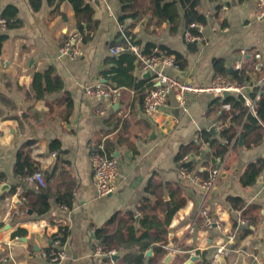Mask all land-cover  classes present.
Wrapping results in <instances>:
<instances>
[{"label": "crops", "instance_id": "obj_1", "mask_svg": "<svg viewBox=\"0 0 264 264\" xmlns=\"http://www.w3.org/2000/svg\"><path fill=\"white\" fill-rule=\"evenodd\" d=\"M173 1H96L93 19L82 32L68 1L57 6L43 0L40 10L34 11L29 0H0V15L13 5L22 21L19 28L7 31L0 55V179L9 186L0 195V264H132L142 251L130 240L129 229H141L140 206L146 199L160 201L156 214L161 220L173 202L182 207L164 235L166 242L148 248L141 264H185L193 256L199 258L192 264L211 262L215 250L236 230L240 211L250 223L237 233L232 255L220 264H264V169L253 185L241 184L248 166L264 160V130L232 148L220 165L218 181L206 193L182 177L177 156L183 146L199 141L202 130L210 131L222 120L216 100H223L209 92L190 94L184 112L170 96L163 110L150 115L143 99L153 86L151 74L131 52L116 56L110 51L122 43V31L127 30L143 47L164 46L186 56L185 69L168 67L166 72L193 86L207 88L222 76L215 71L217 59L225 62L223 77L238 80L234 71L246 69L249 79L244 81H255L264 77V19L256 18L257 0H199L198 10L207 22L201 25L203 41L195 42L197 51L190 52L184 38V7L177 2L175 11L165 14V5ZM125 15L128 18L122 21ZM76 32L83 34L82 55L71 59L61 54V48ZM49 71L62 87L54 80L48 84L44 77L39 91L33 86L34 76ZM98 83L118 90L117 102L89 98L85 88ZM100 107L103 114L96 112ZM55 140L61 143L59 153L50 150ZM102 142L119 164L116 190L106 197L98 194L91 163L94 147ZM27 147L39 164L37 172L47 180L43 189L30 175L23 178L15 172L18 152ZM202 147V154L186 155L198 163L193 174L205 179L204 168L213 164L205 165L210 147ZM68 190L74 192L71 206L57 200ZM230 197L243 199L244 207L235 208ZM42 199L50 203L45 213L37 211ZM26 204H34L36 210ZM203 207L219 221L217 226H203ZM114 216L106 235L113 253L110 258L96 256L102 244L96 229ZM19 229L26 234L16 235ZM59 231L68 233L69 258L52 263L44 254L56 247Z\"/></svg>", "mask_w": 264, "mask_h": 264}, {"label": "trees", "instance_id": "obj_2", "mask_svg": "<svg viewBox=\"0 0 264 264\" xmlns=\"http://www.w3.org/2000/svg\"><path fill=\"white\" fill-rule=\"evenodd\" d=\"M43 0H29L30 5L34 11H39L42 7ZM63 1H68L72 4L76 20L78 24V28L80 31H84L86 26L92 21L95 10L93 8L92 2L89 0H49L50 4L57 3V6ZM179 2L185 9V19H186V30H190L192 34L198 35L202 33L199 28H191L190 25L193 23H198L200 25L206 24V17L201 14L198 10L199 0H175L171 3L165 5V14H169V11L174 12L175 4ZM131 17V16H130ZM128 18L125 15L122 18V21ZM0 19L6 20V29H0V55L2 54V49L4 42L8 38L7 31L19 28L22 25V21L18 18V8L13 5L6 7L2 15H0ZM128 34H131L127 30L125 31ZM132 35V34H131ZM187 42V41H186ZM190 52L197 51V45L195 42H187ZM145 53L147 55L154 56H173L177 66L180 69H185L187 66V58L183 54L172 51L171 49L161 46L157 47L153 44H147L144 46ZM133 54V53H132ZM135 60H137L136 56ZM214 67L217 74L222 76H227V69L225 67L224 60L217 59L214 61ZM246 69H241L234 71L233 78L244 81L249 79V73ZM51 71L46 74L36 73L34 76L33 86L37 88L39 91L41 90V82L45 77L47 79L48 84L54 80L56 84H58L59 88L62 87V82L58 77L51 76ZM151 84V88H152ZM216 102L220 105L221 118L222 119H230V127L219 132L218 135L214 136L211 131L202 130L200 132L199 141L193 142L189 145L183 146L178 153L177 163L179 168L183 167L190 172H194L198 163L194 161L182 163L181 160L187 153L193 152L196 155H200L204 152L202 147L203 144H208L210 147V152L207 153L204 157L205 165L213 164L217 166L219 160H223L228 153L239 143L240 136L244 139L256 131L264 130V91L262 93L261 99L257 103L256 115L248 113L247 107L245 105V100L236 94L231 95L225 99H223L222 103L217 99ZM215 102V103H216ZM222 104H230L231 109L226 111L222 108ZM262 136V135H261ZM224 139L226 142H223ZM255 139V138H254ZM247 142V146L254 144L258 141ZM234 141V144H232ZM29 146V145H28ZM61 149V143L58 140H55L50 145V150L59 153ZM108 153L111 155L112 149L107 146ZM113 155V153H112ZM207 168V167H206ZM264 169V160H258L256 162L251 163L244 174L241 177V184L245 187L253 185L260 174ZM39 171V164L35 162L31 155V149L29 147L23 148L18 152L17 161L15 165V172L17 175L26 178L28 175H33L35 172ZM205 175V179L208 177V173L206 170L202 172ZM46 179V178H45ZM47 182V180H46ZM74 199V192L72 190H68L67 192H60L58 194L57 200L59 203L71 206ZM230 201L234 204V207L237 209H242L245 205V201L239 197H230ZM159 200L146 199L142 202L140 206V211L144 213L141 229L137 232L134 227L129 229V238L132 242H138V246L142 251L141 255L137 257H133L131 259L132 264H141L144 259V252L153 246L155 243L166 242V234L168 233V227L171 224V221L176 214V212L182 207L181 203H174L173 207L165 213L163 220L159 219L156 214L157 207L160 205ZM41 207L37 210L40 213H45L50 208V203L46 200L41 201ZM29 209L36 210L34 204H26ZM164 206V204H163ZM116 217L114 216L112 219L106 223L101 228L96 229V236L98 239L102 241V244L105 245L106 250L113 253V246L111 244L110 238H107L108 230L110 225L115 221ZM155 231L157 233L156 236H152L151 232ZM249 230H245L242 237L247 235ZM26 234L24 229H19L16 235L23 236ZM165 235V236H164ZM145 240L146 242H141ZM65 243V241H63ZM159 252L166 253V250L154 246ZM51 249V248H50ZM48 249V250H50ZM110 258V257H109ZM205 264H211L210 261L206 260Z\"/></svg>", "mask_w": 264, "mask_h": 264}, {"label": "built area", "instance_id": "obj_3", "mask_svg": "<svg viewBox=\"0 0 264 264\" xmlns=\"http://www.w3.org/2000/svg\"><path fill=\"white\" fill-rule=\"evenodd\" d=\"M90 2H106V0H89ZM256 18L258 20L264 19V0H257V11ZM191 28H199L202 32V27L198 23H193L190 25ZM0 29H6V20L0 19ZM121 44L114 45L111 48L112 55H119L122 52L129 51L133 53L141 68L151 74L153 88L149 90L143 99V105L146 113L153 115L157 114L167 106V102L170 96H174L176 100L177 108L183 110L184 112L188 111L187 100L190 94L209 92L217 95L221 100L225 99L224 93L230 92L232 95L236 94L241 96L245 100V105L247 107L248 113L256 115L257 103L261 99L262 93L264 91V77L256 79L255 81H241V80H231L223 76H217L213 84L207 88L196 87L191 84H188L179 78L169 75L166 72L168 67L179 68L173 57L168 56H154L147 55L145 49L142 45L136 42L134 37L131 34H128L125 31H122ZM184 38L187 42H198L203 41L202 33L198 35L192 34L190 30H186L184 33ZM84 40L83 34L81 32H76L70 34L62 48L61 54L71 59H76L82 55L80 43ZM255 57L260 59V54H255ZM260 67H258L259 69ZM86 95L91 99H100L107 100L110 103L117 102L119 98L118 90L112 89L105 83H98L93 86L85 88ZM223 108L226 111L231 109L230 104H223ZM97 113H104L103 108H98ZM230 127V119H222L218 121L215 125L217 133ZM223 142H226L222 139ZM234 144V141L233 143ZM223 160H219V163L222 164ZM204 161V160H202ZM182 163L191 162L189 155H186L181 160ZM91 163L93 168V176L95 185L98 191L99 196L106 197L116 190V180L119 174V164L118 159L115 158L112 154L110 155L106 149L105 143L97 144L91 155ZM207 171L208 177L206 179L201 178L193 174V172L188 171L187 169L181 167L180 171L182 177L185 179H191L197 186H199L206 193L212 190L216 182L220 177V168L212 165L211 167L204 168ZM32 182L38 183V188L43 189L47 186L46 179L41 172H36L29 177ZM2 181L0 179V190H1ZM238 220L236 224V230L229 234L226 239V243L219 246L212 258L211 264H220L224 259L230 257L233 253L232 245L237 240V233L244 227L249 225V220L243 216L242 211L238 214ZM202 216L204 218L203 226L205 228H213L219 224V221L213 218L208 210L202 208ZM68 239V233L65 231H59L54 238V246L48 252L44 254V257L47 258L52 263H60L69 258L66 251V241ZM65 241V243H63ZM96 256H108L111 257L112 252L106 250L105 245L101 244L97 246L95 250ZM258 264H263L259 262Z\"/></svg>", "mask_w": 264, "mask_h": 264}, {"label": "water", "instance_id": "obj_4", "mask_svg": "<svg viewBox=\"0 0 264 264\" xmlns=\"http://www.w3.org/2000/svg\"><path fill=\"white\" fill-rule=\"evenodd\" d=\"M230 72H232V70L230 71ZM150 74V73H149ZM229 96H231V93L230 92H225L224 93V97L225 98H227V97H229ZM211 132H212V134L214 135V136H216L217 135V131H216V128L215 127H212L211 128V130H210ZM242 142H243V140H242V137L240 136V139H239V143H240V145H242ZM220 163H218V168H220ZM8 185H2V187H1V190H0V195H2V194H4L7 190H8ZM140 219H141V216L139 215V216H137V220H136V226L138 227L139 226V221H140ZM151 253L149 252L148 253V255H150ZM172 256V254H169V256L168 257H171ZM199 257L198 256H193V257H191L185 264H192L193 262H195L197 259H198Z\"/></svg>", "mask_w": 264, "mask_h": 264}]
</instances>
